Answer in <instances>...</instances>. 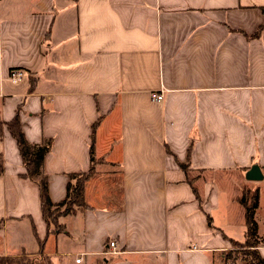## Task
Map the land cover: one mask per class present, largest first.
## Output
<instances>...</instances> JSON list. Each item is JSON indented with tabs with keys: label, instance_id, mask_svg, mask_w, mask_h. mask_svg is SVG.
I'll use <instances>...</instances> for the list:
<instances>
[{
	"label": "crops",
	"instance_id": "obj_1",
	"mask_svg": "<svg viewBox=\"0 0 264 264\" xmlns=\"http://www.w3.org/2000/svg\"><path fill=\"white\" fill-rule=\"evenodd\" d=\"M261 6L0 0V119L17 115L29 143L50 139L49 200L63 199L69 174L87 171L91 144L96 160L83 184L88 207L47 235L38 188L20 176L16 145L1 128L0 257L223 264L247 228L240 177L259 190L263 237L264 29L253 38L264 26ZM12 69L23 73L14 82ZM254 163L263 178L248 181Z\"/></svg>",
	"mask_w": 264,
	"mask_h": 264
},
{
	"label": "trees",
	"instance_id": "obj_2",
	"mask_svg": "<svg viewBox=\"0 0 264 264\" xmlns=\"http://www.w3.org/2000/svg\"><path fill=\"white\" fill-rule=\"evenodd\" d=\"M259 10L264 15V6L259 7ZM264 26H259L256 32L253 34V38L261 34ZM95 123H92L91 133H93ZM5 127L8 134L12 137L14 144L16 145L19 159L23 166V171L20 173L21 177L27 178L36 184L38 188V200L40 203V214L44 219L47 235L51 233H57L62 231V225L59 223V219L66 214L80 212L88 207L87 203L83 199V184L94 175L93 165L96 162L92 157V144L89 147V167L87 171L69 174L66 181L65 196L58 202L52 203L47 195V177L43 172L42 164L43 157L48 153L51 147V141L42 140L39 143H29L21 130L20 121L17 115L8 121H1L0 119V137L2 134V127ZM179 167L187 173L188 162L179 163ZM2 171V160L0 156V173ZM239 202L245 211V238L243 243L239 241H232V243L239 244L244 250L238 251L236 254H232V251H226L223 253V264H264V256L260 255L258 248L264 245V236H258V225L255 220L256 209L259 206V190L257 188H249L245 186L241 190ZM1 224V220H0ZM36 238V237H35ZM38 252L41 253L42 241H38ZM21 262L19 259L13 257H0V264H35L39 261H43V258L39 257L35 261Z\"/></svg>",
	"mask_w": 264,
	"mask_h": 264
},
{
	"label": "rangeland",
	"instance_id": "obj_3",
	"mask_svg": "<svg viewBox=\"0 0 264 264\" xmlns=\"http://www.w3.org/2000/svg\"><path fill=\"white\" fill-rule=\"evenodd\" d=\"M240 182H242V183H241V187H239V194H241V190L245 186H247L246 183H245V181H243L241 177H240ZM262 196L263 197L261 199L262 200L261 201V206L263 207L264 206V190H263ZM259 211H260V213H259V219H260L261 217L264 216V210H259ZM239 243H243V242H239ZM242 250H244V249L239 244L231 243V249H230V251H232V254L233 255L236 254L238 251H242ZM16 259H19L21 262H25V263L27 262L26 260H29V262L35 261V259H33L31 257L29 258V257H26V256H23V258H16ZM35 264H48V262H46L45 259H43V261H39V263H35Z\"/></svg>",
	"mask_w": 264,
	"mask_h": 264
},
{
	"label": "built area",
	"instance_id": "obj_4",
	"mask_svg": "<svg viewBox=\"0 0 264 264\" xmlns=\"http://www.w3.org/2000/svg\"><path fill=\"white\" fill-rule=\"evenodd\" d=\"M10 72H9V79L11 80V81H16L18 78H20L21 76H22V71L21 70H19V69H12V70H9ZM152 98L154 99V100H157V101H161L162 99H163V95L161 94V93H152ZM107 246L109 247V248H111V250H110V253L111 252H115L114 251V242L111 240L110 242H108V244H107ZM80 259L79 258H75L74 259V261L75 262H80L79 261Z\"/></svg>",
	"mask_w": 264,
	"mask_h": 264
},
{
	"label": "water",
	"instance_id": "obj_5",
	"mask_svg": "<svg viewBox=\"0 0 264 264\" xmlns=\"http://www.w3.org/2000/svg\"><path fill=\"white\" fill-rule=\"evenodd\" d=\"M244 178L248 181H258L263 178L261 167L257 164H252L251 167L245 171Z\"/></svg>",
	"mask_w": 264,
	"mask_h": 264
}]
</instances>
